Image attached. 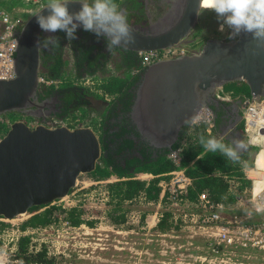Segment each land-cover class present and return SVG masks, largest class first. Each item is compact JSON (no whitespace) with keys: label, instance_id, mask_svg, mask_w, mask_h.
<instances>
[{"label":"water","instance_id":"95a60500","mask_svg":"<svg viewBox=\"0 0 264 264\" xmlns=\"http://www.w3.org/2000/svg\"><path fill=\"white\" fill-rule=\"evenodd\" d=\"M201 3L177 0L170 13L152 20L147 28L128 22L134 40L122 47L139 52L178 46L196 26ZM45 5L17 32L15 77L0 79V114L20 111L34 117L35 108H44L37 101L42 60L36 41L42 32L35 16L47 14ZM79 7L72 4L70 10ZM234 81L246 84L250 95L264 97V46H258L250 34L238 41L210 37L198 52L151 63L130 110L140 138L156 149H172L183 127L202 108L219 102V88ZM238 124L241 118L234 128ZM238 129L244 140L242 127ZM101 156L99 136L90 126L14 121L0 139V218L13 219L65 197L80 175L96 170Z\"/></svg>","mask_w":264,"mask_h":264},{"label":"trees","instance_id":"16d2710c","mask_svg":"<svg viewBox=\"0 0 264 264\" xmlns=\"http://www.w3.org/2000/svg\"><path fill=\"white\" fill-rule=\"evenodd\" d=\"M126 1L115 0L118 5L120 4V7ZM142 4L143 2L136 0L135 7L132 6V9L141 10L142 14L144 13ZM129 8L131 6L128 4L127 10ZM130 14L132 12L127 13L126 16L128 22L131 23ZM135 14L136 17L141 16L137 12ZM55 35L59 37L58 47L51 51L41 48L40 75L47 79H58L59 83L57 85L40 84L38 99L41 101L56 93L60 99L59 110L52 114V119H45V121H63L70 127L81 124L90 126L97 132L102 156L96 170L87 175L95 180L108 178L112 174L127 178L107 184L111 196L108 216L112 223L122 226L126 222V214L133 208L125 202L126 200L133 199L141 192H145L149 200L158 198L160 192L158 183L161 177L155 176L150 181H146L136 177L139 172L159 175L178 167H185L186 172L194 180L193 187L189 192L192 199L196 198L198 192L208 190L216 200L226 197L229 201H234L237 194L230 189V183L223 177L225 175L235 179L238 190H245L252 186V180L247 177L244 169L246 166H254L258 146L249 145L246 151L241 152V160L234 163L218 152L205 151L200 145L199 137L201 135L215 136L220 139L216 134L218 120L215 118L211 131L208 130L209 125L206 122L185 125L181 138L173 145L172 149H156L140 138L130 115L136 89L146 69L142 65L138 52L119 47L114 50L119 54L114 55V51L109 53L105 50L103 39L98 42L93 34L82 30H78V38L72 41L65 40L62 32L58 31ZM44 36L41 33L40 38L42 39ZM114 59H116L115 67L119 71L123 70L106 75L110 69V63L115 62ZM47 65H49L48 70L45 69ZM88 77L94 80L93 85L83 83L84 79ZM244 88L249 89L246 84L238 81L227 83L224 86L225 90H232L235 94H242L245 92ZM105 94L112 96V99L106 101ZM213 107L212 104L211 108ZM5 115L12 122L19 119L33 120L35 118L20 111L7 112ZM240 126L243 127L242 123ZM221 140L225 143L232 141L224 136ZM178 149L180 150V161L177 165L169 155ZM40 208L43 209L19 224L22 231L50 227L60 220L61 214L74 227H79L84 223L89 227H95L96 224L95 220L85 219L84 210L77 206L64 208L51 204L33 207L29 211H37ZM145 216L146 212L142 215L143 220ZM170 218V213L166 211L164 217L158 222L157 229L163 232L171 230L174 224ZM9 226V223L0 221L1 230ZM108 234L116 235V233ZM171 234L180 235L174 241H182V244L178 242L179 245H183L179 250L187 251V255L192 252L198 255L209 254L207 247L209 240L206 238L196 236L194 244L188 245L187 233ZM33 236L34 233H23L18 237L14 250L10 251L11 259L23 264H63L65 262L64 256L51 253L48 243H35ZM127 236L139 240L142 238L140 233H129ZM166 238L168 236L164 237V239ZM160 239V237L154 236L152 241L139 247L142 249L150 247L153 249L151 251L154 255H159ZM188 257L190 259L189 255ZM76 262L70 260L69 264H76Z\"/></svg>","mask_w":264,"mask_h":264},{"label":"built area","instance_id":"2783aa9c","mask_svg":"<svg viewBox=\"0 0 264 264\" xmlns=\"http://www.w3.org/2000/svg\"><path fill=\"white\" fill-rule=\"evenodd\" d=\"M22 23L23 19L0 5V79L8 80L15 77L17 32ZM186 52V47H168L139 51L138 54L141 57L142 65L147 67L157 60L185 55ZM38 80L40 84L45 85H57L59 83L58 79H47L42 75H39ZM83 83L93 85L94 80L88 77L84 79ZM104 97L106 101L112 99V96L108 94H105ZM217 97L219 100L229 103L236 99L240 100L241 123L246 141L251 139L253 142L249 145L259 147L257 153L264 151V97L252 96L246 92L235 94L232 90H225L224 88H219ZM213 120L212 108L204 107L192 120V124L206 122L209 125L208 130L211 131L214 125ZM12 123L5 114H0V139L6 134ZM45 123L69 126L63 121H45ZM29 124L35 125L33 122ZM169 157L178 165L180 150L172 151ZM251 170L264 172V169L258 167L256 163L251 166ZM138 176L139 173L136 177L138 178ZM153 176L161 177L158 183L160 186L158 198L149 200L146 193L141 192L133 199L126 200L125 202L133 208L127 212V220L122 226L112 223L108 216L111 196L107 184L125 180L126 177L112 174L105 179H83L81 180L82 185L78 189H72L65 197L52 204L64 208L75 206L82 208L85 219L96 221L95 227L90 228L109 229L110 232L118 234L122 232L127 234L140 233L142 238L139 240V245L149 243L154 236L160 237L161 242L166 236H172L175 239L180 237L178 234L171 233H187L188 245L194 244L196 236H202L209 240L207 246L209 254H200L198 257H221L229 260V263L237 264L236 261L247 258V254H250L251 258V254L254 253L263 256V260L259 264H264V185L256 190V177L248 175V178L252 180V186L245 190H238L235 179L228 178L226 175L223 176L230 183V189L237 194L235 200L231 202L226 197L220 200L214 199L208 190L198 192L194 199L190 198L189 192L193 187L194 180L186 172L185 167H178L164 174H153ZM79 181L80 179L77 180L76 186ZM79 191L81 192L79 193ZM257 207H260L261 211L257 212ZM166 211L170 213V219L174 226L171 230L163 232L157 229V224L164 217ZM145 212L146 216L143 220L142 215ZM95 213L98 214L95 216ZM63 217L64 215L61 214L60 222L69 227H74ZM82 225L89 227L85 223L79 227ZM36 230L40 229L22 231L18 224L12 229V233L15 234L12 241H16L23 233H35ZM182 247L183 245H178L177 249ZM14 248L15 242L14 247L10 250L12 251ZM141 251L147 253L148 249L141 248Z\"/></svg>","mask_w":264,"mask_h":264},{"label":"clouds","instance_id":"9594fccd","mask_svg":"<svg viewBox=\"0 0 264 264\" xmlns=\"http://www.w3.org/2000/svg\"><path fill=\"white\" fill-rule=\"evenodd\" d=\"M72 4H79V9L70 10ZM44 7L47 14L41 12L35 16L41 32L47 34L42 39L37 38L38 48L54 50L58 47L59 37L55 35L58 31L64 33L67 41L76 40L78 30L89 32L98 42L104 40L109 53L134 40L126 13L115 0H48ZM204 9L215 13L219 31L224 32L227 28V40L238 41L242 35L250 34L258 46H264V0H202L196 14L202 15ZM252 142L251 139L245 143L235 138L225 143L215 136L199 137L205 151L218 152L234 163L241 160V152L246 151ZM256 211L261 208L257 207Z\"/></svg>","mask_w":264,"mask_h":264},{"label":"rangeland","instance_id":"374dc122","mask_svg":"<svg viewBox=\"0 0 264 264\" xmlns=\"http://www.w3.org/2000/svg\"><path fill=\"white\" fill-rule=\"evenodd\" d=\"M47 3L48 0H0L1 6L10 10L14 15L19 16L23 21ZM202 15L203 19L195 34L200 35V37H195L197 41H200L204 36H212L216 33V30H218V22L214 12L210 9H204ZM136 22H138L139 25L142 24L141 20L136 19ZM244 90L245 92H249L247 88H244ZM254 174L256 173H251V175ZM262 174L263 171H259L258 175L261 176ZM90 178L91 177L87 174L80 175L78 178L80 181L74 189H78L82 185L81 180H90ZM81 191H79V193ZM42 209L43 208L37 211H28L13 219L3 218L0 220L10 224L9 227L0 231L1 261L6 264H23L10 257V249L14 247L15 242V240L12 241L15 237V234L12 233V229L32 214ZM97 214L98 213H95V216ZM108 233L113 232H110L109 229H95L84 225L81 227H69L57 221L46 229L36 230L33 240L35 243H48L51 253L57 256H64L67 260H64L65 262H63V264H69L70 260L77 261L76 264H233L229 263V260L222 259L221 257H198V254L195 252L189 255V259L186 253L187 251L179 250L180 248L177 249V245L182 244V241H178V244L177 241H174L175 238L172 236L162 239L160 242L161 247L159 249V255H154L150 247L147 253L142 252L139 247L141 245L138 244L140 242L139 239H132L128 237L125 232L120 234L116 233V235H110ZM251 256L250 258V254H247V258L242 259V261H236V263L259 264L263 260V256L260 254L253 253Z\"/></svg>","mask_w":264,"mask_h":264},{"label":"flooded vegetation","instance_id":"af4514ba","mask_svg":"<svg viewBox=\"0 0 264 264\" xmlns=\"http://www.w3.org/2000/svg\"><path fill=\"white\" fill-rule=\"evenodd\" d=\"M136 0H127L126 3L122 4L120 7V4L118 5L120 9H122L126 14L132 12V14H130V20L132 21V23L134 25H137L139 28H147L150 24V22H152V20H157L161 17H163L164 15L170 13L174 8H175V4L177 0H137L139 2H143L142 9L144 10V13L141 14V10H137V9H132V6L135 7L134 3ZM128 4L129 6H131V8H128ZM135 12H137L138 14H140V17H136ZM136 19L141 20L142 24L139 25L138 22H136ZM203 19V15H199V19L196 23V26L194 27L193 31L191 34H189L184 40L181 41V43L176 46L177 48L180 47H186V50L189 53H194V52H198L201 47L203 46L205 40L207 38L210 37H220L222 39H226V34H227V28L225 29L224 32H221L219 30H216V33L213 34L212 36L206 37L204 36L202 39H200V41L196 40L195 37L200 35H195L196 31L198 30V26L200 24V22ZM42 35H47L45 33H42ZM185 45V46H184ZM187 45V46H186ZM44 49V48H42ZM46 50V49H45ZM106 50V49H105ZM47 51H51V49L47 50ZM119 54L117 51H114V55ZM114 63H110V68L114 67V69H117L115 67L116 65V59H114ZM50 63V61H49ZM49 65H47V67H45L46 70H48ZM123 69H121L120 71H122ZM109 73H111V70L109 69L106 73V75H108ZM39 99L37 98V101ZM40 101V100H39ZM41 103H43L44 108L40 109V108H35L37 115L34 116L35 118L33 120H29L27 118H25V120L27 122H33L34 124L38 123V122H42L45 121V119H52V114L54 112H57L60 108V99L58 98V93L53 94L48 96L45 99H42L40 101ZM225 102L220 100L219 102H213V113H214V118L216 120H218L219 124L217 126V130L219 134H226V130L227 128L230 126H235V124L238 123V121L241 118V107H240V100L236 99L235 101H232L229 103V105H225ZM211 104V105H212ZM25 114V113H24ZM29 120V121H28ZM29 122V123H30ZM240 126V124L237 125V128H235V131L233 133L230 134H226L224 135L225 137L233 140L235 138L240 139V135H239V129L238 127Z\"/></svg>","mask_w":264,"mask_h":264},{"label":"crops","instance_id":"0c3cea01","mask_svg":"<svg viewBox=\"0 0 264 264\" xmlns=\"http://www.w3.org/2000/svg\"><path fill=\"white\" fill-rule=\"evenodd\" d=\"M110 70H111V73L113 72V73H115V71H118V72H120L118 69H114V67H111L110 68ZM117 73V72H116ZM225 105H229V102H225ZM219 124H217V126H218ZM242 130H243V128H242ZM235 131V128H234V126H230L229 125V127L227 128V130H226V134H230V133H233ZM217 136H219L220 137V139L224 136V135H226V134H219L218 133V130H217ZM225 137V136H224ZM227 138V137H226ZM245 138V137H244ZM255 161V160H254ZM244 171H245V173H247V177H248V175L249 176H251L250 174L252 173V172H254L255 170H251V166H246L245 167V169H244ZM138 178H140V179H142V180H146V181H150L152 178H154V176H153V174H151V173H148V172H139V176H138ZM250 188V187H249ZM248 189V188H247ZM51 205V204H50Z\"/></svg>","mask_w":264,"mask_h":264},{"label":"bare ground","instance_id":"6f19581e","mask_svg":"<svg viewBox=\"0 0 264 264\" xmlns=\"http://www.w3.org/2000/svg\"><path fill=\"white\" fill-rule=\"evenodd\" d=\"M187 53V52H186ZM185 53V54H186ZM244 133V131H243ZM244 137H245V134H244ZM246 139V137H245ZM244 139V140H245ZM246 141V140H245ZM247 142V141H246ZM256 163V165L258 167H260L261 169H264V151H260L256 154L255 156V161H254V164ZM256 174L252 175L254 177H256V182H255V189L258 190L260 189L261 186L264 185V172L261 176L258 175L259 171H254ZM253 173V172H252ZM261 173V172H260ZM0 264H6L4 263L3 261L0 260Z\"/></svg>","mask_w":264,"mask_h":264}]
</instances>
